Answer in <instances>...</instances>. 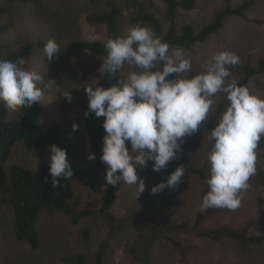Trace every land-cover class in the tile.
<instances>
[{
	"label": "rangeland",
	"instance_id": "374dc122",
	"mask_svg": "<svg viewBox=\"0 0 264 264\" xmlns=\"http://www.w3.org/2000/svg\"><path fill=\"white\" fill-rule=\"evenodd\" d=\"M133 0H28V2H10L0 0L6 11L0 15V59L7 60L22 43L38 44L53 39L60 47V53L52 61H48L43 47L36 46L25 58L22 67L34 69L42 77V85L55 79L59 87L51 92L44 90V98L40 107V123L43 128L52 124L67 126L76 137L78 151L73 162L88 169L90 166V135L86 129L84 113L85 102L88 101L84 87L101 82L97 78L103 63V57L92 55L87 51H78L72 44L80 40L105 42L107 31L102 25H91L87 22L90 14L103 13L116 3L121 11L118 28L119 36L126 34L130 27L140 25L150 28L158 37L164 35L169 27L167 7L163 0H137L144 9L154 15L161 23V36L149 25L133 20ZM246 0H194L195 7L191 10L177 11L178 33L181 34L186 25L196 32L209 25L217 11L227 6L237 7ZM9 25L7 30L1 27ZM187 51L192 59L190 72L181 74L180 78L197 75L210 57L220 51H232L240 57V64L232 67V78L241 80L244 77L242 66H257L264 59V1L245 12L243 17H228L220 31L213 34L204 43L188 45L178 44ZM136 70L125 65L119 73L120 77L129 71ZM117 75L112 86L117 85ZM253 94L264 97V73L253 77L248 83ZM69 90L72 100L68 102L62 92ZM226 95L218 93L216 104L205 121L213 117ZM3 106L2 103H0ZM28 108L21 106L17 112L7 110V122L17 121ZM104 117L102 121L104 122ZM73 124L79 125L73 131ZM210 131L199 130L185 138L177 158L170 161L166 169L160 172L139 175L145 181L146 190L136 200L131 194L133 188L120 182L117 199L111 213L124 221L123 229L116 231L109 238V246L103 254L102 264H264V244L242 248L229 238L220 240L197 236L192 231L178 230L163 232L173 240L181 243L176 248L162 239L160 235L152 237L138 252H134L139 240L145 233L133 224L132 216H145L154 225L166 228L188 222L202 231L220 229L229 226L243 232L246 237L264 236V180L254 174L250 177L248 190L243 192L241 206L235 210L208 209L201 211L200 205L208 189L201 178L187 169V165L205 170L210 176V165L207 155L212 145L207 136ZM131 150L130 143L128 144ZM103 148V142H102ZM50 153L37 158L26 150L22 143L14 145L10 159L0 163V264H76L70 258L85 255L84 264H97L96 252L107 239L109 226L107 220L100 215L97 218L85 217L78 223L73 222L74 215L82 210H98L102 207L104 192L94 193L77 180L59 187L62 195L71 206V213L60 211H43L39 214L37 230L40 247L32 250L16 238L14 216L5 199L10 195V168L21 165L37 174L44 164H49ZM153 162H148L151 167ZM180 165L186 169L182 182L175 188H166L163 192L153 195L152 187L161 182ZM257 165L264 171V139L258 145ZM76 183V184H75ZM89 230L87 241L83 232ZM136 255H140L137 259Z\"/></svg>",
	"mask_w": 264,
	"mask_h": 264
},
{
	"label": "clouds",
	"instance_id": "9594fccd",
	"mask_svg": "<svg viewBox=\"0 0 264 264\" xmlns=\"http://www.w3.org/2000/svg\"><path fill=\"white\" fill-rule=\"evenodd\" d=\"M105 48L107 55L99 70L102 76H119L125 65L136 69L119 76L117 85L110 88L100 83L84 87L89 101L85 118L91 113L105 118L100 160L107 166V185L116 187L123 181L133 188L131 194L138 200L146 190L140 170L150 161L153 171L166 169L177 158L185 138L199 131L214 110L217 94L223 93L229 104L207 136L212 145L207 155L210 176L205 181L209 190L200 209L237 210L243 192L250 187V177L257 171L258 145L264 139V97L232 78L230 69L240 64V57L220 51L202 64L199 74L188 79L180 78L191 71L187 51L162 42V37L146 26L130 27L125 35L108 39ZM43 52L52 61L60 47L49 39ZM25 64V59L15 63L0 59V103L9 112L41 103L45 89L51 92L59 87L55 79L42 85V75L21 67ZM62 97L72 100L69 90H64ZM72 128L77 131L79 125ZM49 152V174L55 188L60 184L58 178L70 180L74 170L67 149L53 144ZM88 159L95 160V154ZM185 172L183 165L178 166L166 182L152 187L151 193L177 187Z\"/></svg>",
	"mask_w": 264,
	"mask_h": 264
},
{
	"label": "trees",
	"instance_id": "16d2710c",
	"mask_svg": "<svg viewBox=\"0 0 264 264\" xmlns=\"http://www.w3.org/2000/svg\"><path fill=\"white\" fill-rule=\"evenodd\" d=\"M10 2H28V0H9ZM95 2L96 0H89ZM167 7V20L169 27L167 32L161 36L162 26L160 21L152 14L147 12L144 7L137 1L133 0L132 4L135 9L133 12V20L139 21L145 24L151 25L155 31L162 37V42L168 43L172 48L181 43L193 45L196 43H204L213 34L220 31L223 27L225 20L228 17H243L245 12L251 7L255 6L258 1L264 0H246L237 7L227 6L217 11L214 15L211 23L199 32H196L190 25H186L183 28L181 34L178 33L177 26V11L179 9L191 10L195 7L194 0H163ZM6 9L0 5V15L4 13ZM121 11L116 3H113L109 10L98 13L90 14L87 16V22L91 25H102L107 31V39L105 42L80 40L72 44V48L78 51H87L92 55H100L104 59L107 55L105 44L108 39L116 38L119 36V18ZM9 25L1 27V31L7 30ZM38 46L43 47L44 42L40 41ZM33 43H22L19 48L11 53L7 60L13 63L19 59H25L26 56L37 46ZM22 67V66H21ZM244 73V77L241 80H236L239 85H247L250 80L260 74L264 73V59L260 60L257 66L244 65L241 67ZM194 77L190 75L186 77L188 79ZM97 78L101 82V86L104 88L112 87L116 80V76L109 78L108 76H102L101 73H97ZM171 79V77H169ZM88 103L85 102L86 112L88 111ZM229 102L225 98V101L220 105L216 114L204 121L200 130L210 131L217 125L221 114L226 110ZM86 119V129L90 135V155L95 154L96 159L90 161V166L85 169L73 160L76 157L78 151V144L76 137L72 133L71 129L67 126L59 124H52L46 129L41 126L40 123V107L35 104L28 107L21 115L19 120L13 122H7V109L0 105V163H6L12 153V149L15 144L22 143L24 148L33 153L37 158H42L47 155L51 145L55 144L63 149H67V159L74 170V175L70 179L78 180L83 186L89 188L94 193H101L104 191V200L102 207L98 210H82L74 215L73 222L76 224L85 217L97 218L102 215L108 222L109 232L107 239L99 246L96 252L97 264H102L103 254L109 246V238L115 234L116 231L123 229L124 221L118 220L112 213L111 209L116 202L117 193L120 189V183L116 186L107 185L104 177L106 176L107 166L101 162L100 157L102 155V142L103 137L106 135L102 125V117L96 118L94 113ZM192 173L198 175L203 184H206L207 179L206 171L199 169L192 165L186 166ZM256 175L264 180V171L256 165ZM139 171V170H138ZM146 173L154 174L153 164L151 167H146L140 170L139 175ZM60 181L59 186L53 187L51 182V176L49 174V164H44L41 171L37 174L31 172L27 168L15 164L10 168V195L5 199V202L11 208L14 216V224L16 229V238L20 242L27 243L32 250H38L40 247V237L37 230V221L39 214L43 211H60L64 213H71V206L67 200L58 193L59 187L66 186L70 180H65L63 177L58 178ZM131 220L145 236L143 240H139L134 252H138V249L144 244H147L149 240L160 235L162 239L172 244L174 247L181 249L180 242L173 240L163 232H175L178 230L192 231L197 236L220 240L221 238H229L235 240L242 248L250 246L264 244V236L261 237H246L243 232L236 231L229 226H224L220 229H210L202 231L196 225H191L188 222H183L179 225H171L166 228L159 227L151 224L145 216H132ZM84 240L89 239L90 231L83 232ZM142 242V246L139 243ZM140 255H136L138 259ZM71 261L76 264H84L87 260L85 255H78L70 258ZM141 264V262H140ZM142 264H149L143 263Z\"/></svg>",
	"mask_w": 264,
	"mask_h": 264
},
{
	"label": "crops",
	"instance_id": "0c3cea01",
	"mask_svg": "<svg viewBox=\"0 0 264 264\" xmlns=\"http://www.w3.org/2000/svg\"><path fill=\"white\" fill-rule=\"evenodd\" d=\"M73 180H76V179H72V180H70L69 183H70V182H73ZM77 181H78V180H77ZM78 182H79V181H78ZM75 184H76V183H75ZM103 192H104V191H103Z\"/></svg>",
	"mask_w": 264,
	"mask_h": 264
}]
</instances>
